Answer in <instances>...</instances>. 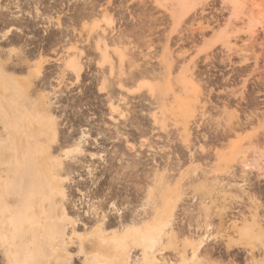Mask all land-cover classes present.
<instances>
[{
	"label": "rangeland",
	"instance_id": "obj_1",
	"mask_svg": "<svg viewBox=\"0 0 264 264\" xmlns=\"http://www.w3.org/2000/svg\"><path fill=\"white\" fill-rule=\"evenodd\" d=\"M14 6L22 21L0 22V35L14 26L25 36L13 29L1 57L19 35L33 40L38 75L30 81L54 104V145L68 150L85 130L86 149L97 155L84 158L97 167L94 181L77 171L68 195L75 201L89 193L88 212L105 216L110 233L150 218V204L171 201L185 222L205 200L211 212L236 207L245 219L264 215V0H0V20L9 14L2 9ZM103 200L99 209L94 202ZM68 208L85 224L80 235L95 224ZM224 218L221 230L213 220L215 236L229 232L232 222ZM163 232L160 248L170 231ZM175 233L183 243L187 233ZM217 247L215 262L249 264L243 254L236 259L238 250ZM165 256L175 259L173 252Z\"/></svg>",
	"mask_w": 264,
	"mask_h": 264
},
{
	"label": "bare ground",
	"instance_id": "obj_2",
	"mask_svg": "<svg viewBox=\"0 0 264 264\" xmlns=\"http://www.w3.org/2000/svg\"><path fill=\"white\" fill-rule=\"evenodd\" d=\"M38 6H36L37 17L41 14ZM13 8L14 12L11 8L2 9L9 13L6 18L5 15L3 16L4 20L3 17L0 20L2 24L11 22L16 24L22 21L21 11L23 10L19 6ZM28 13L25 11V15ZM30 14L32 15L29 13L28 16ZM53 25L56 26L54 23ZM8 28L6 33L0 35V255L2 263L76 264L78 260L80 264H221V262H215L213 257L217 253V246L222 244L229 252L235 253L238 250L236 259L243 254L249 264H264V215L251 214V219H245L238 209L235 210L236 207L230 208L229 211L225 209V212L222 210L211 212V207L210 210L207 208L211 203L208 205L205 200L201 201V208L195 212L196 215L194 211L191 212L193 217L187 215V218L192 217V219L185 222L179 215L180 220L177 218L176 204L171 201L167 207L157 203L150 204V207L154 206L150 218L142 221L132 220L127 223L128 226H125V229L120 228L110 233L109 229L105 228L108 222L105 216L98 215V211L92 215L88 212V204L93 199L89 193L81 192L80 200L70 199L66 186L72 181L71 175L83 169L89 180L94 181L97 167L89 161L85 162L84 158L88 157L92 160L97 155H91L86 149L89 137L85 130L72 138L71 148L68 149H72L71 151L58 150V146L54 145L59 138H57V118L52 113L54 104L50 94L37 95L35 85L30 81L31 77L38 75V68L31 60V53L34 52L33 40L31 37H22L25 36L22 34V28L14 26ZM13 29L22 36L17 35L20 39L16 40L19 41L18 45L7 51V57L4 60L1 56L6 51L3 50L2 44L9 42L8 36ZM41 49L38 50L40 55ZM9 71L11 73L7 75ZM23 71L30 74L25 78L16 77L17 72ZM122 169L124 170V167ZM144 191L150 202H154L153 193L150 190L146 192L144 189ZM217 198L221 197L217 196ZM217 198L216 201H219ZM105 201L103 200L102 204L99 201L92 202L98 203V208L101 209L105 206H102ZM176 201L179 202V200ZM216 201H213L212 205L216 204ZM146 204L147 201L144 207ZM69 205L73 211L82 213V217L95 223L82 235L78 233L79 227L83 225L82 218L81 216L80 218L71 217ZM111 208L116 212L119 211L115 205ZM135 213L137 214L136 210ZM224 217L232 222L228 228L229 232L215 236L213 220L219 218L221 226L217 230H221L224 227ZM175 226L177 228L181 226L179 230L176 229L177 232L184 230V233H187L181 244L176 242L178 233H175ZM58 227L60 230L57 229ZM166 229L170 231L167 244L160 248V242L164 239L163 231ZM179 234L180 238L184 235L180 232ZM73 246H76L77 251H72ZM139 248L141 254L133 256ZM168 252H173L175 259L166 257L165 254ZM257 255L263 256L258 258Z\"/></svg>",
	"mask_w": 264,
	"mask_h": 264
}]
</instances>
